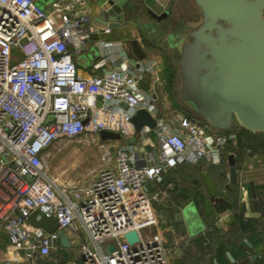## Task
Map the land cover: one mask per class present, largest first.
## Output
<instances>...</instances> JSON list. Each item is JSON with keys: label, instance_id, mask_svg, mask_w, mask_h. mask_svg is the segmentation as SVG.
I'll list each match as a JSON object with an SVG mask.
<instances>
[{"label": "built area", "instance_id": "obj_1", "mask_svg": "<svg viewBox=\"0 0 264 264\" xmlns=\"http://www.w3.org/2000/svg\"><path fill=\"white\" fill-rule=\"evenodd\" d=\"M87 9V0H52L47 8L36 0H0V226L10 244L24 251L4 264H35V256L56 246L61 230L78 242L81 264H169L163 241L146 232L157 221L146 211L165 194L148 186L179 163L219 164L236 139L197 118L175 124L161 118L154 96L157 68L142 61L130 65L105 51L113 46L103 40L93 57L101 73L82 77L76 60L94 32ZM148 72L154 75L146 92L140 83ZM139 109L154 117V129L135 131L131 117ZM101 130L136 141H100L103 166L97 174L85 184L58 187L47 174L46 151L62 139H96ZM151 132L156 146L147 152ZM36 209L57 219L52 233L29 223ZM129 231L138 236L134 244L123 237Z\"/></svg>", "mask_w": 264, "mask_h": 264}, {"label": "crops", "instance_id": "obj_2", "mask_svg": "<svg viewBox=\"0 0 264 264\" xmlns=\"http://www.w3.org/2000/svg\"><path fill=\"white\" fill-rule=\"evenodd\" d=\"M39 1L43 8H47L52 0ZM87 1L89 25L94 32L87 40L88 49L76 60L78 73L82 77L101 73L100 69L93 66L96 61L94 55L92 59L85 57L90 49L98 47L100 40L113 46L105 48V51L111 50L117 57L128 60L130 65L136 64L139 61L133 57L129 46V41L136 39L147 53V57L140 60L141 63L156 67L160 76L154 94L158 99L160 117L172 124L180 118H196L187 111L180 100L177 105L164 93L162 59L159 53L150 50L148 44L146 45L139 36V30L148 25L147 18L159 21L152 15L169 12L174 0L167 3L162 0H126L122 6L123 19L120 27L111 28L109 33L103 32L108 27V6L105 0ZM118 44L121 48L115 46ZM153 75V72L145 74L140 83L143 91H150ZM251 134L254 135L255 141L249 145L245 143L242 149L235 150L233 154L235 182L230 181L228 173V157L232 154H226L224 161L221 159L219 164L211 165L208 169L203 165H209L202 162L179 163L174 168L163 170L161 180L148 186L149 191L159 189L165 194L162 201L167 204L166 208H155V205L151 204L146 215H151L157 220L155 226L149 230L163 241L168 251L169 264H264V136ZM146 140L149 146H146L145 150L148 152L151 148L155 149L156 136L153 132ZM230 144L236 147V139ZM99 170L89 179L66 184H85ZM55 183L58 187L66 186L64 183ZM65 234L70 243L69 247L56 245L47 256H35L34 263L81 264L78 242L73 240L69 232ZM79 234L82 240L83 234ZM23 253V249L10 244L8 234L0 226V264H4L12 255L22 256Z\"/></svg>", "mask_w": 264, "mask_h": 264}, {"label": "water", "instance_id": "obj_3", "mask_svg": "<svg viewBox=\"0 0 264 264\" xmlns=\"http://www.w3.org/2000/svg\"><path fill=\"white\" fill-rule=\"evenodd\" d=\"M191 1L196 12L188 18L190 27L177 20L171 41L167 42L175 63L179 100L187 111L212 129L227 131L238 127L264 136V0ZM125 2L105 1L109 28L120 27ZM168 13L152 17L160 20ZM129 46L137 61L147 57L136 39H131ZM98 100L101 105V98ZM131 122L137 132L143 126L156 127L154 117L143 109L136 111ZM97 136L102 142L132 145L136 141L134 136L121 140L118 133L103 130ZM228 161L229 179L235 182L233 155H229ZM28 221L46 233H52L57 226L54 216L47 217L37 209L29 214ZM57 235L56 245L70 246L64 231H58ZM123 237L129 244L138 241L135 231ZM112 250V246L107 248L108 252Z\"/></svg>", "mask_w": 264, "mask_h": 264}, {"label": "rangeland", "instance_id": "obj_4", "mask_svg": "<svg viewBox=\"0 0 264 264\" xmlns=\"http://www.w3.org/2000/svg\"><path fill=\"white\" fill-rule=\"evenodd\" d=\"M173 3V6L169 9V16L174 22L181 18H189L191 14L196 12V8L191 0H174ZM36 4L42 7L39 0L36 1ZM170 19H167V21H157L147 18V21H149L148 25L139 30V36L146 45L148 44L147 47L151 48L150 50L159 53L162 59V78L165 84L164 93L168 94L178 105L179 97L177 94L175 63L171 58V51L167 46V42L171 41L170 34L173 30ZM96 53L97 48L90 49L85 57L92 59V56ZM95 137L96 139H91L89 136L82 135L72 140L62 139L54 143L46 151L45 156L47 174L52 178L49 177L57 183L67 185L66 183L68 182L70 184L71 182L89 179L96 170L101 169L103 166L102 147H100L98 136L95 135ZM203 166L205 169L209 168L207 165ZM183 168L190 169V167ZM162 199L159 202L153 203L155 208L156 206L166 208L167 204ZM146 232L153 234L152 230H147ZM167 246L169 248L168 244Z\"/></svg>", "mask_w": 264, "mask_h": 264}, {"label": "trees", "instance_id": "obj_5", "mask_svg": "<svg viewBox=\"0 0 264 264\" xmlns=\"http://www.w3.org/2000/svg\"><path fill=\"white\" fill-rule=\"evenodd\" d=\"M192 117V116H191ZM221 131V130H220ZM235 134L236 136V141H237V146L234 147L230 144V142H228V144L225 146L224 150L222 151V154H221V158H222V161H224V157H226V154H234L235 150L237 149H242L244 146L245 143H247L248 145L250 143H253L255 141V137L254 135H252L249 131H246L244 129H241V128H238V127H234L233 129L231 130H227V131H222L224 133H229V132H232ZM209 165V164H208ZM211 165H209L210 167ZM257 236V235H256ZM258 241V240H257ZM257 241H254V242H257ZM236 255L237 252H236ZM235 256V255H234Z\"/></svg>", "mask_w": 264, "mask_h": 264}, {"label": "flooded vegetation", "instance_id": "obj_6", "mask_svg": "<svg viewBox=\"0 0 264 264\" xmlns=\"http://www.w3.org/2000/svg\"><path fill=\"white\" fill-rule=\"evenodd\" d=\"M191 13H192V12H191ZM191 13H190V14H191ZM191 15H192V14H191ZM167 19H170L169 13H168V16H166V17H164V18H162V19H160V20H161V21H163V20L167 21ZM178 20H180V19H178ZM188 20H189L188 18H181V22H182V25H183L184 27H187V28L190 27L191 22L188 21ZM170 23H171L172 29H174V28H175V25H176L177 22H174L173 20L170 19ZM182 28H183V27H182Z\"/></svg>", "mask_w": 264, "mask_h": 264}]
</instances>
